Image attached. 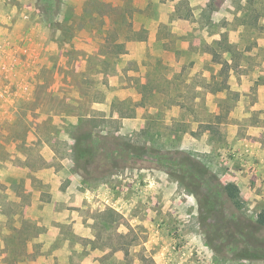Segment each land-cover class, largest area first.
<instances>
[{
	"label": "rangeland",
	"instance_id": "1",
	"mask_svg": "<svg viewBox=\"0 0 264 264\" xmlns=\"http://www.w3.org/2000/svg\"><path fill=\"white\" fill-rule=\"evenodd\" d=\"M46 5L0 0V264H264V0Z\"/></svg>",
	"mask_w": 264,
	"mask_h": 264
},
{
	"label": "trees",
	"instance_id": "2",
	"mask_svg": "<svg viewBox=\"0 0 264 264\" xmlns=\"http://www.w3.org/2000/svg\"><path fill=\"white\" fill-rule=\"evenodd\" d=\"M47 5H46V10H51L52 7H54L55 5H57V1L56 0H44ZM51 12H49V16H50ZM53 17V16H51ZM80 137L82 136H79L78 138L81 139ZM76 149H77V152L80 151V146L78 144H76ZM81 151H84L83 148L81 149ZM221 191L223 192V194L225 196H227V198L229 199H233V202L238 205L236 202V198H237V192H238V189H237V186L233 183H227L225 185H223L221 187ZM199 202H200V206L201 207H207L208 210H213L214 206V202L212 200V198L208 195V194H204L200 199H199ZM232 218L231 220H234L235 223L237 224V220L238 218L232 214ZM258 223L259 224H264V215L263 214H260V219L258 220ZM228 226V225H227Z\"/></svg>",
	"mask_w": 264,
	"mask_h": 264
}]
</instances>
